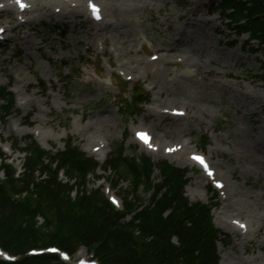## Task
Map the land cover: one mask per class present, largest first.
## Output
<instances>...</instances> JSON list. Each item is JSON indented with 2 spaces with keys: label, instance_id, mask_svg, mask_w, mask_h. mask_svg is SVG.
I'll use <instances>...</instances> for the list:
<instances>
[{
  "label": "rangeland",
  "instance_id": "obj_1",
  "mask_svg": "<svg viewBox=\"0 0 264 264\" xmlns=\"http://www.w3.org/2000/svg\"><path fill=\"white\" fill-rule=\"evenodd\" d=\"M26 1H35L34 6L20 16L0 13V29L6 30L0 39V86L15 90L16 101L14 114L0 124V149L13 168L22 172L25 159L10 149L13 139L25 148L31 136L53 152L72 139L101 166L122 143L127 155L145 156L156 166L167 161L185 171L189 201L215 207L214 224L224 244L219 245L220 264H237L235 258L264 264V156L250 157L247 148L254 141L264 147V52L249 44V35L238 36L220 11L212 14L220 0ZM89 1L101 6L103 22L92 21ZM69 5H77L76 12ZM178 45L180 51L170 49ZM136 91L149 96L150 103L140 112L124 110ZM173 109L188 114L177 117ZM102 118H109L104 129H87ZM140 130L153 137L157 152L138 143L134 134ZM205 136L206 149L201 144ZM188 143L189 152L210 160L223 190L187 161L183 144ZM173 147L181 149L180 156L171 154ZM97 176L90 178V188L115 196L122 210L128 184L108 190L110 174L101 169ZM153 178L160 182L159 168ZM198 182L206 188L197 187ZM223 215L249 224L250 234H237ZM42 224L39 219L44 238L52 236L55 226L47 230ZM89 257L83 248L70 263Z\"/></svg>",
  "mask_w": 264,
  "mask_h": 264
},
{
  "label": "trees",
  "instance_id": "obj_2",
  "mask_svg": "<svg viewBox=\"0 0 264 264\" xmlns=\"http://www.w3.org/2000/svg\"><path fill=\"white\" fill-rule=\"evenodd\" d=\"M219 11L238 36L249 35V44L256 43L264 52V0H220L214 6V12ZM260 80L264 82V64ZM42 89L49 90L45 83ZM2 102L0 124H5L16 105L13 94L0 86ZM149 103V96L136 91L123 109L136 113ZM208 140L205 136L201 142L204 149ZM25 143V148L18 139L12 144L15 153L25 154L24 174L17 178L7 160L0 169V244L20 257L13 264H66L55 255H29L32 249L50 245L70 253L85 247L102 264L220 263L223 240L213 223L214 206L189 201L185 171L167 161L156 166L145 156L127 155L122 143L103 167L72 139L57 152L44 150L30 136ZM0 156L4 158L1 150ZM101 168L110 174L114 190L128 184L122 211L110 204L102 189L89 186ZM156 168L160 182L153 178ZM38 218L47 230L55 226L52 236L44 238Z\"/></svg>",
  "mask_w": 264,
  "mask_h": 264
},
{
  "label": "bare ground",
  "instance_id": "obj_3",
  "mask_svg": "<svg viewBox=\"0 0 264 264\" xmlns=\"http://www.w3.org/2000/svg\"><path fill=\"white\" fill-rule=\"evenodd\" d=\"M23 2H25L24 0H23ZM74 2V1H73ZM34 3H35V1H31V2H29L28 4H27V9L24 11V12H27V11H29V10H31L32 8H33V6H34ZM66 4V3H65ZM73 4V3H72ZM190 5H192L191 3H190ZM69 6H73V8H72V10H70V11H72V12H76V10H77V8L76 7H78L77 5H69ZM14 7H17V8H14ZM2 10H8V11H10V12H12V14L15 16L16 14L17 15H20V11H19V4L17 3V0H1L0 1V13L1 12H3ZM0 16H1V14H0ZM207 23V22H206ZM111 26H106V29H108V28H110ZM176 39H174V41H175ZM26 42L30 45V46H33L34 44L30 41V40H27L26 39ZM176 42H177V44H182L183 43V41L180 39V40H176ZM181 47H182V45H178V46H176V47H174V46H171L170 47V49H172V48H174V49H176L177 51H180V49H181ZM191 50H192V48H191ZM192 52L193 53H195L196 51L195 50H192ZM169 59H174V57L175 56H171V55H168L167 56ZM138 63H139V65L141 64V62L140 61H138ZM123 68V70L125 71V72H128V71H130L129 69H127L125 66L124 67H122ZM14 92H15V90H13ZM245 97H250V95H248V94H246L245 95ZM213 103H215V102H213ZM22 105H23V103H22ZM187 111V110H186ZM188 113L186 112V114L185 115H187ZM109 119V118H108ZM108 119H106V118H102L101 120H96V122H91V123H88L86 126H87V129L88 130H95L96 128L98 129V128H100V129H104V127L105 126H107L108 125ZM38 140V139H37ZM39 141V140H38ZM40 142V141H39ZM100 143V145H102L103 146V143H101V141L99 142ZM254 143V145L252 146V147H247L248 148V153H250V157H252L253 155H255L257 152H259L261 155H263L264 156V147H262L261 146V144L257 141H254L253 142ZM245 145V144H244ZM189 146H190V143H188V144H183V149H184V151L186 152V153H188L187 155H188V162H191V163H193L192 162V160H191V158H190V155H193V153L194 152H189ZM149 147H151V146H149ZM148 147V149L149 150H151L152 148H149ZM155 147V146H154ZM153 147V148H154ZM154 151V150H153ZM171 153L173 154V155H178V156H180L181 155V152H177L176 151V149H174V148H172L171 149ZM88 154L89 155H91L92 153L91 152H88ZM196 156V155H195ZM257 165L259 164V162H255ZM260 163H262L263 165H264V162H260ZM260 169H262V168H260ZM264 169V168H263ZM201 187V186H204L205 188H206V185H204V183L203 182H198L197 183V187ZM224 189V188H223ZM226 195V194H225ZM226 208H228V209H231V207H228V205L226 206ZM261 218L263 219V216H261ZM222 221L224 222V223H226L227 224V226L228 227H230V228H232L237 234H239V235H241L243 238H244V236L246 237L247 235H248V233L250 232V230H249V224H247V225H245V227L244 228H241V226H242V221H241V224H239V226H237V222H235V220L237 219V218H235V217H233V216H227L226 217V215H223L222 216ZM261 219V220H262ZM260 220V223H262V221ZM235 223H236V225H235ZM236 226V227H235ZM262 231V226H260V228H259V232H261ZM250 234V233H249ZM246 240H248V238H245L243 241H246ZM235 263H237V264H250V262L248 261V260H244L243 258H235V259H232Z\"/></svg>",
  "mask_w": 264,
  "mask_h": 264
},
{
  "label": "snow or ice",
  "instance_id": "obj_4",
  "mask_svg": "<svg viewBox=\"0 0 264 264\" xmlns=\"http://www.w3.org/2000/svg\"><path fill=\"white\" fill-rule=\"evenodd\" d=\"M17 3L19 4V6H20L21 8H25V7H27V5H25V4L23 3V0H17ZM92 7H93V11L97 14V18H99V9H98L95 5H93ZM0 31H3V30L0 29ZM194 158L197 159L200 163L205 164V167H207V165H206V163H205L203 157H198V156H197V157H194Z\"/></svg>",
  "mask_w": 264,
  "mask_h": 264
}]
</instances>
